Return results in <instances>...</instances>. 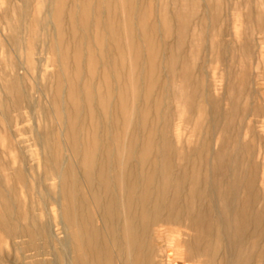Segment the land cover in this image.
Segmentation results:
<instances>
[{"label":"rangeland","instance_id":"1","mask_svg":"<svg viewBox=\"0 0 264 264\" xmlns=\"http://www.w3.org/2000/svg\"><path fill=\"white\" fill-rule=\"evenodd\" d=\"M126 211L118 264H264V0H0V264Z\"/></svg>","mask_w":264,"mask_h":264},{"label":"bare ground","instance_id":"2","mask_svg":"<svg viewBox=\"0 0 264 264\" xmlns=\"http://www.w3.org/2000/svg\"><path fill=\"white\" fill-rule=\"evenodd\" d=\"M129 204L131 207L132 203L130 202ZM114 209L116 208L113 207L112 209L111 206L106 207L109 218H111L110 216L113 217L115 215ZM133 218L134 216H132V213L126 211L123 216L124 227L113 230V232L107 236L102 234L100 228H88L86 236L77 232L74 239V247L72 246L73 248H76L77 255L72 257L70 264H118V257H116L118 253L116 250L121 247V239L126 241L128 256L132 257L134 253L139 252L141 249V242H139V239L142 238L141 233H144V231H139V228L134 226L136 222H134L135 220H133ZM60 224L65 227L63 216H61ZM122 228L124 230V237H122L121 234ZM152 239L155 242V245H157L160 239L159 233H153ZM67 247H69V243L63 245V250H66ZM126 262L127 260L122 261L121 264H125ZM129 263L143 264L142 261L138 259H135L134 262L133 259H130Z\"/></svg>","mask_w":264,"mask_h":264}]
</instances>
